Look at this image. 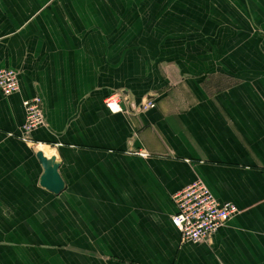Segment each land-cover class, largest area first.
<instances>
[{
  "label": "crops",
  "instance_id": "obj_1",
  "mask_svg": "<svg viewBox=\"0 0 264 264\" xmlns=\"http://www.w3.org/2000/svg\"><path fill=\"white\" fill-rule=\"evenodd\" d=\"M0 69V264H264V0H0ZM197 181L239 214L185 244L172 196Z\"/></svg>",
  "mask_w": 264,
  "mask_h": 264
},
{
  "label": "built area",
  "instance_id": "obj_2",
  "mask_svg": "<svg viewBox=\"0 0 264 264\" xmlns=\"http://www.w3.org/2000/svg\"><path fill=\"white\" fill-rule=\"evenodd\" d=\"M19 73L10 69H0V92L8 97L19 91ZM105 106L111 113L121 112L117 96L105 100ZM143 110L153 108L149 102ZM25 120L19 128V134L25 142L33 143L34 132L46 127L43 102L39 96L23 103ZM145 158L143 153H137ZM176 213L171 219L173 227L179 232L181 242L185 244H206L210 238L235 218L239 211L231 203L219 202L205 185L194 182L172 196Z\"/></svg>",
  "mask_w": 264,
  "mask_h": 264
},
{
  "label": "water",
  "instance_id": "obj_3",
  "mask_svg": "<svg viewBox=\"0 0 264 264\" xmlns=\"http://www.w3.org/2000/svg\"><path fill=\"white\" fill-rule=\"evenodd\" d=\"M127 102L129 103V100H127ZM146 103H149V101H146ZM143 108L144 106L142 105L140 110H143ZM36 158L43 170L39 180L40 188L52 195H59L62 193L65 189V184L59 175L61 163L57 161L56 156L46 158L43 153L39 152L36 154Z\"/></svg>",
  "mask_w": 264,
  "mask_h": 264
}]
</instances>
